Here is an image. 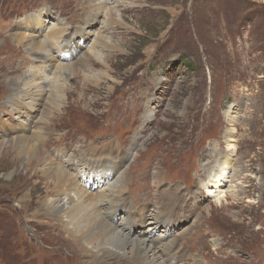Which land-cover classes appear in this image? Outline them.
Listing matches in <instances>:
<instances>
[{
    "label": "rangeland",
    "instance_id": "1",
    "mask_svg": "<svg viewBox=\"0 0 264 264\" xmlns=\"http://www.w3.org/2000/svg\"><path fill=\"white\" fill-rule=\"evenodd\" d=\"M107 6L110 18L104 8L94 14V0H0L2 148L14 138L7 132L26 122L12 104H24V86L18 84L29 76L41 80L47 93L60 89L66 99L42 146L45 154L74 179L78 162L91 173L82 160L89 146L112 142V157L126 161L102 185L108 192L124 191L135 210L146 206L152 213L147 223L126 222L123 203L111 213V192L110 199L98 201L108 209L104 219L126 238L144 232L147 244L160 248L184 230L188 237L173 253V264H264V0H113ZM28 20L35 21L34 35L61 29L59 44L48 48L53 63L11 37L19 28L29 35ZM85 29L91 39L97 35L117 46L97 42L113 76L98 86L84 79V65L73 77L55 66L75 64L86 54L90 72L102 78V63L87 53L92 44ZM73 42L80 51L70 61L58 48L64 45L67 54ZM7 79L15 80L13 87ZM40 116L36 124L27 120L26 133L37 132ZM12 157L0 155V264H82L64 231L48 223L52 213L32 215L42 211L39 200L47 187ZM221 170L223 182L212 188V175ZM173 210L183 223L179 228L154 219L157 211Z\"/></svg>",
    "mask_w": 264,
    "mask_h": 264
},
{
    "label": "bare ground",
    "instance_id": "2",
    "mask_svg": "<svg viewBox=\"0 0 264 264\" xmlns=\"http://www.w3.org/2000/svg\"><path fill=\"white\" fill-rule=\"evenodd\" d=\"M94 3L96 6V8L94 9V14H97L98 9L104 8L107 12V15H109V18L113 16V14H111L112 11H110V8H108L107 6V4H112L113 0H94ZM120 20L123 21L122 17H120ZM38 23L40 25L37 26H40L43 29V23L39 19ZM118 23L124 24V22L120 21H118ZM27 24L30 27L28 29V32L30 33L29 35L22 34L21 28H19V32L17 31L11 37L15 39L17 45H24L26 49L28 48L27 50L30 49V51H36L39 55L42 56V59H44L45 56L52 57V60H50V62L53 63V54L50 50L48 51V48L55 40V43L59 44V40L62 38V33L60 31L61 29H56L55 31H50L48 33L45 32L47 34V41L49 42L46 43L47 41L44 39V37H42L43 35H45L42 30H40L35 35L30 32L31 30H34L35 21L28 20ZM62 26L60 27L62 28ZM90 34L91 32L85 29L83 36L85 39H87L88 37H90ZM92 35H95V33H93ZM98 41L103 42L104 44H106V46L111 47L114 50L117 49V46L110 39L109 43L111 44L108 45V40L102 41V39H99L97 35L94 36L90 42H88V44L92 45L89 46V51L91 50V52L87 53H92V55L97 57V60H99L103 65L102 69L105 70L104 72L101 71L103 72L102 78H99L100 76L98 77L95 71L90 72L92 70V62L88 61L87 58H85L84 55L86 54L83 55L84 57L80 54L81 58L78 60V62L75 63L73 61L75 64H72L71 62H64L59 65H55L57 66L56 70L58 71V73L62 74V72H68V76L73 77L77 73V67L79 65H84L89 70V72L87 70L84 74V79L88 82V84H90V82H93L92 84H94V86H98L104 78H113L111 72H109V69L111 67H109V65L107 64L109 58L107 59L104 54L102 55V53H100V51L97 49L96 45ZM72 45L73 46L68 48L67 54L65 48H63L64 45L60 46L58 48L60 56L62 53H64L66 55V58L70 60L76 54L79 55L80 50L78 49H80V46L78 44H75L74 42L72 43ZM87 56L89 55L87 54ZM75 58L76 57H74L73 60ZM56 60L57 59H55V61ZM26 78L27 77H25V79H22L24 81L22 82V84H18V87L24 86L23 88L25 90V93H21V97H24V104H21L19 102L20 100H12V104H14L17 110V115L20 116V119H22V117H25L26 122L24 125L13 124L16 126L13 127V133L7 132V134H14V138H11L12 140L8 141L9 146H6L5 148H2V142H4L2 138H4V136L2 133H0V139H2V141H0V155H9V153H11L13 155V160L22 165L23 169L26 170V175H29L32 179H38V177H40L42 180H44V184L47 187V194L44 197H41L39 200V203L42 204V206L40 207L42 211H35L32 213V215L45 216L49 213H52L54 217L51 215L48 223L56 225L60 230L64 231V233L67 235V238L71 240L76 249L80 251L82 255L81 258H83L81 260L82 264H173L175 261L173 253L180 250L181 242L188 237L186 236L187 232H185L184 230L180 232V235L177 239L169 243L167 242L160 248H155L154 246L150 247L151 245L149 244V246L147 244V239L143 238L144 232L143 236H139V238L135 237L130 240L125 237L126 235L123 230L116 229L112 224L104 219L108 209L100 208L98 201L100 200L101 202H105L106 200L110 199V194L112 193L115 194V197H113L112 200V203H114V205L110 204L113 205L110 212L116 213L119 210L117 209L118 206L123 203L128 207L129 213L126 222H136L137 220L138 224L144 226L147 223V218H149L150 214H152L151 211H147L146 206L143 209L141 208L139 210H135L134 205L131 203L132 206L129 207L128 198L126 199L121 195L124 194V191H122L121 193V191L114 192L110 189L109 192L111 193L109 194L107 189L104 188L106 185H102V182H104L103 180L107 177V174L112 173V170H114L115 168L120 169L122 166L125 167L127 164L125 160L112 157V155H114L113 153L115 152L111 149L110 146L113 145L112 142L106 145L89 146L87 148L86 156L82 160L85 166L91 168V173H87L86 170L83 169V166L78 162L76 166L78 167L76 169L78 173L77 179L73 178L72 173L69 171V169L66 168L65 165L55 162L47 154H45L42 146L46 145V142H48L49 140L48 132L50 131L51 126H53L55 120H58L61 111L65 110L66 99L60 96V89H56L51 93L48 92V94L45 90V87L40 82L41 80H32L33 77L30 78V76L28 79ZM14 81L15 80L11 81L7 79L5 80V83L11 84L13 87V84H15ZM18 87L16 88V93L18 91ZM54 88L57 87L54 86ZM51 111H53V114L51 113ZM63 113L64 112H62V115ZM39 115H41L39 118L41 126L38 128L37 132H35V134L33 135H30L29 131L26 133V130H30V127L27 126V120H32V123L36 124V118ZM152 117L154 116L151 115L150 118ZM134 137L136 138V136ZM127 154H129V152H127ZM71 163L74 164L73 161ZM95 165L98 167L97 172L94 170ZM222 165L225 166V163H223ZM215 166L216 165H214V167ZM223 171L224 170H221L220 172L214 173L212 175L213 181L211 182L214 185L212 186V188L218 187L220 183L222 184L223 180H221V177H223V174L221 173ZM94 173H98L100 174V176L94 175ZM157 180L159 181L160 179L157 178ZM122 181L123 180H121L118 185L121 186L123 184ZM28 196H30L29 193L26 194L23 199L18 200V202L21 203L27 200ZM176 196L177 195L171 194V192L169 194V197ZM186 196H182V199H185ZM188 197L189 196H187V198ZM137 212H140V214ZM172 212L173 213L168 214L163 211H157L154 219L157 222L166 224L169 228H179L181 225H183L181 221H177L180 216L176 213L177 211L173 210ZM52 220H57V222ZM138 224L136 228H138ZM126 230L128 232V229ZM135 230L136 229H133L134 232ZM169 251L171 252L170 254L167 253ZM159 252H162L165 255L162 256L161 254H159ZM118 253L122 254L121 258H116L115 255H118Z\"/></svg>",
    "mask_w": 264,
    "mask_h": 264
}]
</instances>
